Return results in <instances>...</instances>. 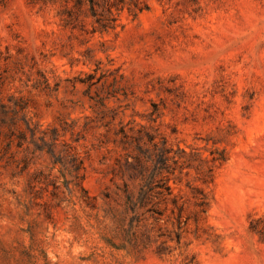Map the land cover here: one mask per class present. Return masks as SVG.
Segmentation results:
<instances>
[{
    "label": "rangeland",
    "instance_id": "374dc122",
    "mask_svg": "<svg viewBox=\"0 0 264 264\" xmlns=\"http://www.w3.org/2000/svg\"><path fill=\"white\" fill-rule=\"evenodd\" d=\"M96 10L0 0V264H264V0Z\"/></svg>",
    "mask_w": 264,
    "mask_h": 264
},
{
    "label": "trees",
    "instance_id": "16d2710c",
    "mask_svg": "<svg viewBox=\"0 0 264 264\" xmlns=\"http://www.w3.org/2000/svg\"><path fill=\"white\" fill-rule=\"evenodd\" d=\"M84 0H76L78 4H81ZM90 4L91 12L94 16L98 15L96 10V5L98 4V0H87ZM100 20V19H99Z\"/></svg>",
    "mask_w": 264,
    "mask_h": 264
}]
</instances>
